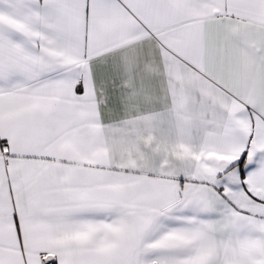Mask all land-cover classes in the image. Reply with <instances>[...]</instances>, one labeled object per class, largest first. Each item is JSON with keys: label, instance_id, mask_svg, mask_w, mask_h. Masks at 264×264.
<instances>
[{"label": "snow or ice", "instance_id": "obj_1", "mask_svg": "<svg viewBox=\"0 0 264 264\" xmlns=\"http://www.w3.org/2000/svg\"><path fill=\"white\" fill-rule=\"evenodd\" d=\"M0 264H264V0H0Z\"/></svg>", "mask_w": 264, "mask_h": 264}]
</instances>
